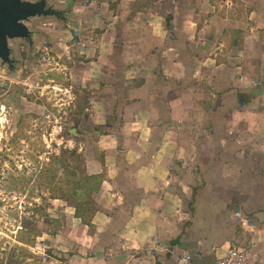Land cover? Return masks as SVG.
<instances>
[{"label": "crops", "instance_id": "crops-1", "mask_svg": "<svg viewBox=\"0 0 264 264\" xmlns=\"http://www.w3.org/2000/svg\"><path fill=\"white\" fill-rule=\"evenodd\" d=\"M46 1L61 17L30 19L31 40L16 41L47 54V79H18L12 108L0 69V111L20 117L46 95L65 114L88 97L76 123L93 141L80 149L92 195L54 198L66 226L48 263L215 264L234 247L264 264V0ZM196 187L192 214L183 193ZM216 191L251 208L242 236L214 224L231 204Z\"/></svg>", "mask_w": 264, "mask_h": 264}, {"label": "rangeland", "instance_id": "rangeland-1", "mask_svg": "<svg viewBox=\"0 0 264 264\" xmlns=\"http://www.w3.org/2000/svg\"><path fill=\"white\" fill-rule=\"evenodd\" d=\"M43 20L58 21L56 17H43ZM12 52L14 67L10 68L0 60V69L3 71L2 81L8 84L3 92L10 96L3 105L14 108L17 106L15 96L24 92L17 80L31 77L39 70L44 71L40 75L46 81L48 59L45 53L33 54L27 41H13ZM36 78L29 80L27 88L31 95L25 94L28 101L31 96L35 98L33 92L40 91ZM76 94L78 99L75 101L73 97V102L70 99L69 110H65V114L60 109L53 110L46 95H37L42 100H35L33 105L27 103L28 107L20 117L13 112L9 114V110L5 113L0 111L3 119H0V131L5 138L1 147L4 151L0 154V264H50L47 257L54 255L51 252L53 246L48 248V243L56 241L53 237L66 226L62 218L55 217H61L64 212L62 202H55L54 198L90 201L92 191L87 190L88 181L81 174L85 154L80 149H86L93 141L83 137V133L77 136L76 123V116L86 112L88 102L85 99L88 97L78 91ZM57 116H65L67 120L63 126L53 129L52 121ZM89 127V132L93 133ZM87 136L90 139V134ZM91 143L89 145L92 146ZM214 179L217 180L216 176ZM192 192L191 196L183 193V203L186 210L194 214L195 197L199 191L196 187ZM223 193L216 191L215 197H224L231 203L229 196L235 195L229 191ZM249 210L251 208L241 202L218 207L214 224L226 235L242 236V230H247L237 215L242 212L248 218ZM246 217L245 220H249Z\"/></svg>", "mask_w": 264, "mask_h": 264}, {"label": "water", "instance_id": "water-1", "mask_svg": "<svg viewBox=\"0 0 264 264\" xmlns=\"http://www.w3.org/2000/svg\"><path fill=\"white\" fill-rule=\"evenodd\" d=\"M61 15L60 11L48 7L46 0H0V60L10 68L14 67L11 44L18 39L31 40L32 32L28 26L30 19L60 18ZM1 109L5 111L6 107L2 106Z\"/></svg>", "mask_w": 264, "mask_h": 264}, {"label": "built area", "instance_id": "built-area-1", "mask_svg": "<svg viewBox=\"0 0 264 264\" xmlns=\"http://www.w3.org/2000/svg\"><path fill=\"white\" fill-rule=\"evenodd\" d=\"M6 86L7 84L4 83ZM199 255L187 254L183 258L185 264L191 263ZM215 264H248V256L245 250L240 248H230L227 253L220 257Z\"/></svg>", "mask_w": 264, "mask_h": 264}, {"label": "trees", "instance_id": "trees-1", "mask_svg": "<svg viewBox=\"0 0 264 264\" xmlns=\"http://www.w3.org/2000/svg\"><path fill=\"white\" fill-rule=\"evenodd\" d=\"M82 181H85V180H79V182H82ZM86 182V181H85Z\"/></svg>", "mask_w": 264, "mask_h": 264}, {"label": "bare ground", "instance_id": "bare-ground-1", "mask_svg": "<svg viewBox=\"0 0 264 264\" xmlns=\"http://www.w3.org/2000/svg\"><path fill=\"white\" fill-rule=\"evenodd\" d=\"M1 121H3V119H1Z\"/></svg>", "mask_w": 264, "mask_h": 264}, {"label": "flooded vegetation", "instance_id": "flooded-vegetation-1", "mask_svg": "<svg viewBox=\"0 0 264 264\" xmlns=\"http://www.w3.org/2000/svg\"><path fill=\"white\" fill-rule=\"evenodd\" d=\"M40 1V0H39Z\"/></svg>", "mask_w": 264, "mask_h": 264}]
</instances>
